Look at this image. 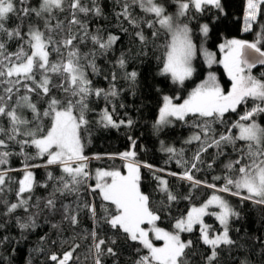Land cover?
<instances>
[{"label":"trees","instance_id":"16d2710c","mask_svg":"<svg viewBox=\"0 0 264 264\" xmlns=\"http://www.w3.org/2000/svg\"><path fill=\"white\" fill-rule=\"evenodd\" d=\"M81 2L89 9L98 6L101 10L99 15L94 11H90L87 15L78 13L81 24L87 26L89 34L87 37L79 26H72L78 37H84L83 40L78 39L74 42L82 56L98 48L90 39L92 34H100L105 39L109 34L119 37L105 54L101 55L97 52L95 63L99 70L98 74L93 73L91 68L85 69L86 75L92 81L93 89L102 88L107 91L114 86L117 95L105 98L103 95L97 97L93 94L88 97L89 110L85 113L88 124L79 130L83 155L87 157L88 178L80 186L79 193L66 195L56 193L55 210L45 208L44 203L58 186L57 178L64 175L61 166L48 165L47 156H38L34 146L24 147L22 153L19 144L10 143L7 149L10 153L8 161L0 165V171L10 169L7 173L9 179L5 191L0 193V201H7L9 204L17 202L15 193L26 166H28L27 170L33 173L34 187L30 194H25V198L31 196L29 204L32 206L27 211L18 208L14 213L5 215L7 206L0 202V264H57L50 257L55 254L61 259L68 251H72V258L68 264H95L97 257L94 244L100 239L105 241L101 245L102 264H136L141 256L147 255V250L139 242L129 240L125 233L114 230L103 222L101 217L104 213L101 205L108 207L111 213H115V206L102 200L99 189L92 191L97 184L98 172L118 171L122 176L128 175L126 167L128 162L121 158V155L127 151L136 153L133 161L140 165L139 188L142 193L149 196L150 209L160 217L156 221L158 226L174 232L176 222L184 218L193 207L201 206L213 195H218L225 199L238 215L229 218V235L234 240V244L221 245L213 264H241L242 261H247V264H264V204L243 199L242 197L247 195L244 190H240V195L218 190L223 187L225 176L233 180L240 178L241 165L233 163L231 169L226 168V165L236 160H241L243 164L250 162L248 142L237 140L235 144H222L219 149L208 148L201 153L200 160L195 161L194 155L201 146L200 142L187 141L196 133H200L203 139V134L196 125H203L205 118L189 114L184 120L171 117L167 124H157L165 96L173 102L179 103L185 100L209 73L216 76L225 95L231 91L232 81L221 63L226 50L221 51L219 46L232 39L255 42L264 33V6L257 20L252 22L247 31L243 27L247 0H220L222 11L206 6L202 12L190 9L186 16L179 17L180 23L188 25L191 39L196 47L193 58L195 71L192 77L181 85L173 82L170 75L161 74L165 46L170 41V34L158 23H154L153 27L148 26L147 21L156 20L154 15L142 11L138 4L132 3V0H95V4L93 0H81ZM156 2L164 6L166 15L176 16L178 11L176 0H156ZM29 3L32 7H39L40 0H29ZM125 3L129 4V11L137 20L138 26H134L119 15ZM53 17L49 21L53 27L58 22H63V29H55L52 33L54 39L59 41L68 34V21L71 15L68 10L64 12L54 10ZM20 23L21 20L17 16L11 15L6 21V27L11 29ZM29 23L44 30L43 20L33 15L24 19L21 29L23 32L27 31ZM203 24L209 25L207 36L201 32ZM138 32L143 33L146 43L140 41L136 35ZM153 32L158 34L153 36ZM2 38L7 39L6 36ZM22 43L13 40L9 41L6 47L9 52H15ZM258 46L264 50V41ZM24 47L27 50V45ZM202 49L213 53L214 62L211 66L206 62ZM61 51L66 55L65 49L62 48ZM121 56L126 60L123 69L117 66V60ZM91 58L89 56L81 62L86 65L87 60ZM49 59L55 62L59 56L56 52H51ZM132 71L137 73L134 82L125 78V74ZM113 73L117 77L114 81ZM250 74L264 80V65L251 68ZM49 75L52 76V83L48 96L39 89L29 94L41 114L53 98L62 103L79 98L73 97L71 92H65L60 86L63 77L51 73ZM36 79H40L39 72ZM27 83L35 87L31 81ZM3 87L0 85V94H3ZM24 94V88L20 87L17 95ZM15 102L16 96H13L10 104ZM258 103L259 101L249 98L238 104L235 111L230 110L225 113L222 123L211 124L213 132L210 135L218 139L220 133H226L227 129H231V134L236 136L239 129L233 125L237 122L248 124L254 120L264 127V113L255 115L249 121H240V117ZM105 109L112 115L113 121L119 124L118 127L105 126L100 122L101 114ZM22 111L27 119H32V113L28 109ZM78 114V111L74 112V115ZM129 120L132 121L130 125L127 123ZM120 121L124 123L120 124ZM0 124L4 127L8 126L4 118H0ZM42 126L49 127L50 118L44 117ZM168 147L175 149V152L165 151ZM193 163L196 164L194 169ZM189 169L194 180L201 181L200 184L193 186V181L182 178L184 172ZM49 173L52 174V179H49ZM214 177L221 179L216 180L213 179ZM110 178V176L102 177L100 180L103 183ZM160 180L167 182V188L176 196V200L167 199V195L160 190ZM232 191L236 190L233 188ZM37 200L40 202L39 208L35 206ZM83 203H92L96 206L99 224L94 223L88 210L83 208L78 212L70 213L77 215V224L73 225L70 220L65 219L63 205L67 204L71 209H76ZM209 209L210 212L203 216V220L204 224L209 226L210 234L215 235L223 230L212 213L219 209L215 206ZM30 215L35 226L21 229L17 218L20 222H28ZM93 230L97 232L96 241L91 235ZM179 235L183 241H192V247L186 249L189 253L187 256L189 264H206L210 248L200 238L201 226L195 225L191 232H179ZM113 240L115 243H112ZM109 247L113 249L115 255L107 253Z\"/></svg>","mask_w":264,"mask_h":264},{"label":"snow or ice","instance_id":"6c2138e0","mask_svg":"<svg viewBox=\"0 0 264 264\" xmlns=\"http://www.w3.org/2000/svg\"><path fill=\"white\" fill-rule=\"evenodd\" d=\"M176 2L178 11L173 17L166 15L164 6L157 3L156 0H132V3L138 4L142 11L155 16V21H147L149 27L158 23L171 35L170 41L165 46L161 74L170 75L173 82L183 85L195 71L192 60L196 47L191 39L188 25L180 23L179 17L186 16L190 9L202 12L206 6L215 7L221 11L222 8L220 0H176ZM93 3L95 4V0ZM262 6H264V0H247L245 31L249 30L251 23L257 20ZM129 7V4L125 3L119 15L134 26H138L137 20L132 17L129 11ZM54 10L61 12L68 10L71 15V19L68 21V34L59 41L54 39L52 33L55 29H63V22H58L54 27L49 23L54 18ZM90 11L99 15L101 10L98 6L89 9L82 4L81 0H40L39 7H32L29 0H0V85L4 86L2 88L3 94H0V118L6 119L8 123L7 127L0 124V165L7 163L10 155L7 149L12 142L21 146L22 153L24 147L34 146L38 156H47L48 165H60L64 175L57 178L59 180L58 186L54 188L53 193L44 203V207L49 210L56 208V193L61 195L79 193L80 186L88 178L87 157L83 155V145L79 135L81 127L88 124L85 115L89 110L88 97L93 94L97 97L103 95L105 98L117 95L114 86L107 91L102 88L93 89L92 81L86 75L85 69L86 67L91 68L93 73L98 74L99 70L95 63L97 52L101 55L105 54L119 37L109 34L105 39L100 34H92L90 39L98 48L96 51L83 56L74 43L78 39L83 40L84 37H78L72 30V26H79L80 29H83L85 37L89 35L87 26L81 24L78 13L87 15ZM45 14H47V18H45ZM11 15L17 16L21 23L9 29L6 27V21ZM33 15L39 20H43L44 30L42 31L37 25L29 23L27 31L23 32L21 29L24 19ZM201 32L207 36L209 25H201ZM157 34V32L152 33L153 36ZM136 35L141 42L146 43V38L142 32H138ZM5 36L6 40L2 38ZM13 40H19L23 43L17 51L9 52L6 45ZM261 41H264V33L255 42L232 39L221 44L219 46L221 51L226 50L221 63H223L232 81L231 91L225 95L216 76L209 73L207 79L193 89L182 104H173L172 100L165 96L157 121L158 125H163L169 122L170 117L184 120L189 114L205 118L203 125H196L200 128L203 139L200 133H196L187 141L188 143L200 142L201 146L194 155L195 161H199L201 153L207 151L208 148L216 147L219 149L222 144H235L237 140L248 142L250 162L243 164L241 160H236L228 163L226 165L228 169L233 168V163L241 165L239 168L240 178L233 180L225 176V183L218 190L232 192L233 195H240V190H244L247 195L242 198L253 200L258 204H264V127L252 120L248 124L240 122L234 124L233 127L239 129V134L236 136L231 134V129H227L226 133H220L218 139L210 134L213 132L212 123H222L225 113L230 110L235 111L238 104L249 98L253 101H259V103L241 116L240 121H249L255 115L264 113V80L250 74V70L255 64L264 65V50L258 46ZM24 45H27V50ZM62 48L66 50V55L61 51ZM51 52L58 54L59 59L57 61H50ZM202 52L206 62L211 66L214 62L213 53L206 49H202ZM89 56L92 58L87 60L86 65L81 62ZM125 65L126 60L121 56L117 60V66L123 69ZM246 70L248 71L246 72ZM37 72L40 74L39 80L36 79ZM50 73L63 77L60 86L64 88L65 92H71L73 97L79 98L70 99L66 103L53 98L49 101L47 109L41 114L29 94L39 89L45 96H48L52 83ZM136 77L135 71L125 74V78L133 82ZM116 78V74L113 73L112 80L114 81ZM27 81H31L35 87L29 86ZM20 87L24 88V95H17ZM13 96H16V102L10 104ZM23 109H28L32 113L31 120L24 116ZM77 111L79 114L74 115V112ZM44 117L50 118V126L47 128L42 126ZM100 122L104 123L105 126H119L113 121L112 115L106 109L101 114ZM119 123L123 124L124 121ZM127 123L130 125L132 121L129 120ZM165 151L173 153L175 149L168 147ZM135 155L134 151H127L121 155L122 159L129 161L126 165L127 176H122L118 171L97 173V184L92 191L99 189L102 200L114 205L116 209L115 213H111L109 208L102 204L101 210L104 215L101 219L103 222L114 230L122 231L129 240L139 242L143 248L148 250V254L141 256L136 264H189L187 260L189 253L186 249L192 247V241L181 240L179 232H191L193 225L199 224L201 226L200 238L210 248V253L206 257V264H213L218 255L217 250L221 245L234 244V240L229 235V218L237 216L238 213L225 199L213 195L203 206L193 207L187 213L186 218L176 222L177 232L170 233L155 227V221L160 217L150 209L149 196L142 193L139 188L140 165L133 161ZM145 166L150 167L149 165ZM27 168L28 166L25 167L24 175L18 181V189L15 193L17 202L9 204L7 201H0L7 206L5 215L14 213L18 208H24L27 211L32 206L29 204L31 196L25 198V194H30L34 187L33 173ZM192 168H196L195 163H193ZM8 171L10 169L0 171V193L5 191L9 179ZM190 172L191 169L186 170L182 178L193 181V186L200 184L201 181L194 180ZM171 174L175 175V173ZM109 176L112 178L111 183L101 182L100 178ZM52 178V174L49 173V179ZM213 179L219 180L221 177H214ZM160 185V190L167 195L169 201L176 200V196L168 190L166 181L160 180ZM208 186L216 187L215 185ZM233 188L236 191H232ZM39 203L37 200L35 205L37 208H39ZM209 205H216L219 208V212L215 216L223 231L215 235L210 234L209 226L204 225L202 220ZM81 208L88 210L94 223H100L97 219V208L92 203H83L78 205L76 209H71L70 205L67 204L63 205L65 219L70 220L73 225L77 224V215L70 213L78 212ZM17 222L21 229L35 226L31 215L28 217V222H20L19 218H17ZM145 222L153 225L152 230L156 239L164 241L163 247H155L150 241L148 232L141 227ZM91 235L96 241L97 232L93 230ZM104 243L105 241L100 239L94 244L97 257L95 264H102L100 259L102 255L101 245ZM112 243L115 241L113 240ZM107 253L109 255L116 254L111 247L107 249ZM71 258L72 251L65 252L61 259H58L55 254L50 257L57 264H68ZM241 264H247V261H242Z\"/></svg>","mask_w":264,"mask_h":264},{"label":"rangeland","instance_id":"374dc122","mask_svg":"<svg viewBox=\"0 0 264 264\" xmlns=\"http://www.w3.org/2000/svg\"><path fill=\"white\" fill-rule=\"evenodd\" d=\"M247 7V6H246ZM252 24V23H251ZM243 27H244V30H245V27H246V24H245V19H244V24H243ZM250 29V28H249ZM170 39H171V35H170ZM194 58V57H193ZM192 65H193V60H192ZM193 67H194V65H193ZM207 79V78H206ZM205 79V80H206ZM203 82V81H202ZM218 82V81H217ZM176 83H178V82H176ZM219 83V82H218ZM178 84H180V83H178ZM220 85V84H219ZM222 89V88H221ZM187 99V98H186ZM183 101L184 100H182L181 102H173L172 101V103L173 104H177V105H179V104H182L183 103ZM171 119V117L169 118V120ZM239 134V133H238ZM55 151V150H54ZM124 161H127V160H124ZM128 163H129V161H127ZM86 163H87V161H86ZM104 182H106V183H111V178H110V180H108L107 179V181L105 180ZM103 182V183H104ZM205 204V203H204ZM204 204H202L201 206H203ZM201 206H197L196 208H199V207H201ZM211 206H215V207H217L216 205H209V207L206 209V213L207 212H210V207ZM219 209V208H218ZM219 212V210L218 211H215V212H213L212 211V213H213V215L215 216V214L216 213H218ZM187 216V215H186ZM186 216L184 217V218H186ZM216 217V216H215ZM202 220H203V217H202ZM203 223H204V220H203ZM195 225H199V224H194L193 225V227L195 226ZM205 225V224H204ZM141 227L142 228H144V230L145 231H147L148 232V234H149V239H150V241L153 243V245L155 246V247H163L164 246V241L162 240V239H156V237H155V234H154V232H153V225H151V224H148L147 222H145L144 224H142L141 225ZM155 227H157V228H161L160 226H158L157 225V223H156V221H155ZM161 229H163L164 231H167V232H170V233H175V232H177L178 230L176 229L174 232H172V231H169V230H166V229H164V228H161ZM223 231V230H222ZM147 250V249H146ZM147 253H148V250H147Z\"/></svg>","mask_w":264,"mask_h":264},{"label":"water","instance_id":"95a60500","mask_svg":"<svg viewBox=\"0 0 264 264\" xmlns=\"http://www.w3.org/2000/svg\"><path fill=\"white\" fill-rule=\"evenodd\" d=\"M256 66H261V64H258V63H257V64H255V66H254V67H256ZM252 68H253V67H252Z\"/></svg>","mask_w":264,"mask_h":264}]
</instances>
